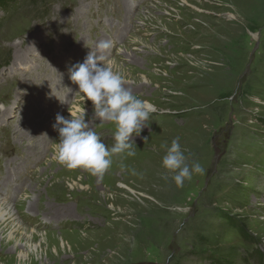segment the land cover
<instances>
[{
	"label": "rangeland",
	"instance_id": "374dc122",
	"mask_svg": "<svg viewBox=\"0 0 264 264\" xmlns=\"http://www.w3.org/2000/svg\"><path fill=\"white\" fill-rule=\"evenodd\" d=\"M102 40V63L155 110L135 155L113 154L96 176L55 159L53 124L83 104L115 143L68 73ZM176 137L204 169L182 187L162 167ZM0 196L16 212L14 229L0 224V264H264V0H8Z\"/></svg>",
	"mask_w": 264,
	"mask_h": 264
},
{
	"label": "clouds",
	"instance_id": "9594fccd",
	"mask_svg": "<svg viewBox=\"0 0 264 264\" xmlns=\"http://www.w3.org/2000/svg\"><path fill=\"white\" fill-rule=\"evenodd\" d=\"M111 47L107 40L96 44V52L89 51L82 63L68 68L69 79L78 88L83 101H91L93 118L115 124L114 141L111 148L101 141V137L86 121L83 104L69 110V117L57 114L53 128L58 132V141L54 145V157L68 168H84L93 175L102 176L112 164V155L126 152L134 156V136H139L146 127L151 112L155 109L148 101L135 96L125 87L124 79L113 71L110 64L102 63L103 53ZM162 157V167L173 173L172 180L177 187H182L193 174L203 173L199 162L189 164L179 137L166 146Z\"/></svg>",
	"mask_w": 264,
	"mask_h": 264
},
{
	"label": "bare ground",
	"instance_id": "6f19581e",
	"mask_svg": "<svg viewBox=\"0 0 264 264\" xmlns=\"http://www.w3.org/2000/svg\"><path fill=\"white\" fill-rule=\"evenodd\" d=\"M41 28V27H40ZM43 29V28H42ZM39 32V31H38ZM35 37V36H34ZM24 39V38H23ZM39 38L37 39V41L36 42H39ZM28 42H30V45H28V46H24V42L22 43H20V45L18 46V47H23L24 49H23V52H21V53H23V54H25V53H34L35 51H36V48H35V46H32V40L29 38L28 39ZM34 44V43H33ZM37 44V43H36ZM76 47V46H75ZM18 53H20V51H18ZM16 54H17V52H16ZM26 62H27V60H25ZM25 61L23 60L22 61V59H19V57L17 56L16 57V63L15 64H19V63H25ZM47 65V64H46ZM46 68V67H45ZM47 70H49V71H51L50 70V68L49 69H47ZM46 70V71H47ZM43 71H44V69H43ZM49 71H47V72H49ZM53 73V72H52ZM21 74V73H20ZM24 74V73H23ZM48 74V73H47ZM50 74V73H49ZM59 75V74H58ZM27 76V75H26ZM47 76V75H46ZM44 79V78H43ZM50 79H47L46 81H49ZM45 81V82H46ZM58 81V80H57ZM56 82V81H55ZM55 85H57V87H58V83H55ZM26 87V86H25ZM59 90V89H58ZM55 91H57V90H55ZM27 92V91H26ZM55 94H58L59 95V92H55ZM26 95V94H25ZM24 95V96H25ZM48 95H49V97L51 98V94H49L48 93ZM28 96V95H27ZM26 96V97H27ZM66 96V95H65ZM66 99H67V96H66ZM66 101V100H65ZM38 104H39V102L38 101H36ZM51 102H52V100H51ZM51 102H50V105H52L51 104ZM59 102H61V99L59 100H55L54 101V104L55 105H57ZM42 104L44 103V102H41ZM39 104L38 105V107H36V110L38 111L37 112V117L38 118H40V115H41V113L39 112V109H43L44 111H45V108L44 107H40V105H42V104ZM65 103L66 102H64V104H62L61 103V105H60V109H62V107H63V105H65ZM31 104V103H30ZM19 105V104H18ZM40 107V108H39ZM32 110V109H31ZM33 112V111H32ZM32 116H34V115H32ZM41 119V118H40ZM45 122V121H44ZM24 126L25 127H23V129H24V134H32L33 133V131L36 129V127H37V125L36 124H34L33 122H26L25 124H24ZM38 128V127H37ZM28 137V136H27ZM15 220H16V212L14 211V209L12 208V206L11 205H9L6 201H5V199H3L1 196H0V224L1 225H6V223L5 222H7V221H9V223L11 224V227H12V229H14V227L16 226V223H15ZM14 224V225H13ZM12 238V236H11V233L8 235V239L10 240ZM24 258H22L21 260H23Z\"/></svg>",
	"mask_w": 264,
	"mask_h": 264
},
{
	"label": "trees",
	"instance_id": "16d2710c",
	"mask_svg": "<svg viewBox=\"0 0 264 264\" xmlns=\"http://www.w3.org/2000/svg\"><path fill=\"white\" fill-rule=\"evenodd\" d=\"M7 4H8V0H0V9H4ZM243 230H244L243 226L240 225V228H239L240 236L242 237L243 240H248L249 237L243 232ZM255 255L256 256L258 255L257 257L261 258L259 252L256 251ZM212 264H213V262H212Z\"/></svg>",
	"mask_w": 264,
	"mask_h": 264
}]
</instances>
